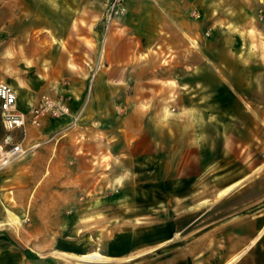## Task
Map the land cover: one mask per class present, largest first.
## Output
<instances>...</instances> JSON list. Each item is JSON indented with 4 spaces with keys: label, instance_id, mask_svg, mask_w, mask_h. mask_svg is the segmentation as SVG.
Returning a JSON list of instances; mask_svg holds the SVG:
<instances>
[{
    "label": "crops",
    "instance_id": "1",
    "mask_svg": "<svg viewBox=\"0 0 264 264\" xmlns=\"http://www.w3.org/2000/svg\"><path fill=\"white\" fill-rule=\"evenodd\" d=\"M106 1L8 0L0 15L6 11L15 46L22 38L29 40L25 46L40 41L41 61L50 67L46 79H65V90H74L72 113L83 110L99 156L134 159L137 168L150 165L152 184L166 185L181 202L204 189L217 195L231 188L228 195H217L213 215L207 209L194 218L183 216L181 230L170 225L166 241L139 256L183 231L184 245L162 264H264V197H256L255 177L240 184L264 165L256 157L255 107L241 102L245 92L250 94L245 89L252 87V77L247 75L243 87L224 77V32L217 25L216 62L222 73L215 75V103H210L201 81L207 46L196 38L202 22L191 19L196 0H125L126 13L107 32L101 21ZM221 15L223 22V8ZM64 46L78 56L87 50L82 74L67 67ZM230 50H239L234 37ZM146 236L153 240L160 234ZM52 262L0 227V264Z\"/></svg>",
    "mask_w": 264,
    "mask_h": 264
},
{
    "label": "rangeland",
    "instance_id": "2",
    "mask_svg": "<svg viewBox=\"0 0 264 264\" xmlns=\"http://www.w3.org/2000/svg\"><path fill=\"white\" fill-rule=\"evenodd\" d=\"M201 2L196 0L193 5L191 19L202 22L196 38L202 41V46H207L208 61L201 73V81L207 89L202 90H208V101L215 103L211 91L216 90L215 75L222 73L216 62V30L220 26L218 28L224 32V77L238 87L246 84L247 75L252 77V87L245 89L250 90V94L245 92L241 102L249 100L255 107L256 157L264 160V0ZM7 4L8 0H0L1 8L6 9ZM4 12L0 15V82L15 88L18 107L26 119L23 128L6 130L0 117V215L2 221L6 220L8 210L22 221L20 229L6 227V230L16 242L46 255L47 261L52 260L53 264L64 263L57 255L59 252L77 255L92 251L121 258L106 264H157L158 259L162 264L170 253L184 245L183 231L173 234L170 241L156 250L138 254L166 241L170 225L177 229L182 227L183 216L194 218L207 209L208 214L213 215L217 210L214 206L217 195L204 189L192 195L188 202H181L166 185L152 184V175L146 172L150 165L137 168L134 159L99 156L89 141L92 134L85 128L83 110L76 122L70 116H47L39 127L33 126L29 117L43 95L62 99L72 112L74 90H65V79H46L50 67L41 61L40 41H36V47H31L25 46L24 42L29 40L22 38L15 46L13 32L9 38ZM233 37L239 47L236 53L230 50ZM80 41L91 46L84 38ZM192 45L197 49L198 44L193 41ZM64 51L69 56L67 67L82 74L88 66L87 50L79 56V51L66 46ZM165 84L175 86L173 82ZM224 90L231 87L225 86ZM166 106L167 113L170 108ZM17 144L24 154L7 159L8 152ZM262 174L264 165L257 167L255 176L240 183L255 177L257 198L264 197ZM153 231L160 236L151 240L146 235Z\"/></svg>",
    "mask_w": 264,
    "mask_h": 264
},
{
    "label": "built area",
    "instance_id": "3",
    "mask_svg": "<svg viewBox=\"0 0 264 264\" xmlns=\"http://www.w3.org/2000/svg\"><path fill=\"white\" fill-rule=\"evenodd\" d=\"M125 0H107L101 15L104 30L107 32L113 22L119 16L126 13ZM82 112L72 115L69 106L60 98L43 95L38 103L32 108L29 121L33 126L39 127L47 116L62 118L70 116L76 122L80 119ZM0 117L6 130L23 128L26 119L17 104V92L15 88L7 83L0 82ZM7 159L15 158L24 154L20 144L14 145L8 152Z\"/></svg>",
    "mask_w": 264,
    "mask_h": 264
},
{
    "label": "bare ground",
    "instance_id": "4",
    "mask_svg": "<svg viewBox=\"0 0 264 264\" xmlns=\"http://www.w3.org/2000/svg\"><path fill=\"white\" fill-rule=\"evenodd\" d=\"M230 191H231V188L225 189L224 191L217 194L218 198H221L222 196L224 197V195H226ZM5 212H6V220L4 219L3 221L2 220L0 221V227L6 226V227L13 228L16 230L20 229V225L22 223V221L20 222V218L14 213H12L11 211L7 210ZM59 253L57 255L63 258V261H64L63 264H106L109 261H118L119 259H121V258L115 259L113 257L105 256L98 251H92L89 253H81L77 255L59 254Z\"/></svg>",
    "mask_w": 264,
    "mask_h": 264
}]
</instances>
